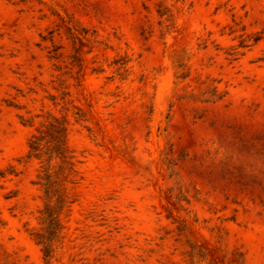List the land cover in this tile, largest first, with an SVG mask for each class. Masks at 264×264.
<instances>
[{"label":"rangeland","instance_id":"374dc122","mask_svg":"<svg viewBox=\"0 0 264 264\" xmlns=\"http://www.w3.org/2000/svg\"><path fill=\"white\" fill-rule=\"evenodd\" d=\"M45 113L81 160L50 260ZM0 264H264V0H0Z\"/></svg>","mask_w":264,"mask_h":264},{"label":"trees","instance_id":"16d2710c","mask_svg":"<svg viewBox=\"0 0 264 264\" xmlns=\"http://www.w3.org/2000/svg\"><path fill=\"white\" fill-rule=\"evenodd\" d=\"M186 57L182 53L173 59L174 85L185 81L189 77L185 64ZM203 97L200 102L212 103L220 100L215 80L200 82ZM14 106L13 104H11ZM16 107V106H14ZM42 118L37 115L32 118L22 119V124L33 127L34 119ZM83 120V115L78 110L77 121ZM69 122L66 118H58L50 113H45L43 121L35 132L29 137L28 151L25 160H39L40 168L36 176V184L40 187L44 204L41 211V227L32 233L45 260H50L60 243L62 231L61 215L73 202V185L77 183V166L81 160L68 147Z\"/></svg>","mask_w":264,"mask_h":264}]
</instances>
